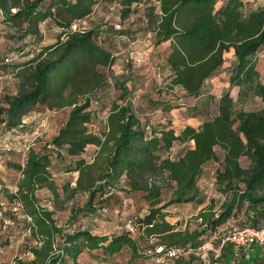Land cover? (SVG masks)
<instances>
[{
	"label": "trees",
	"instance_id": "16d2710c",
	"mask_svg": "<svg viewBox=\"0 0 264 264\" xmlns=\"http://www.w3.org/2000/svg\"><path fill=\"white\" fill-rule=\"evenodd\" d=\"M103 4L109 10L112 5L120 7L119 18L86 28L79 25ZM132 5H143L140 27L116 29V24L128 20ZM145 24L153 26L154 44L168 43L164 66L170 91L176 88L185 98L196 99L203 94L204 81L227 66L226 90L216 97L214 113L203 115L178 101L162 104L161 112L187 109L196 125H177L169 119L158 124V116L140 121L125 100L113 103L103 118L90 110V95L105 77L99 67L114 63L115 37L132 40L146 30ZM47 32L54 37L51 43L44 41ZM0 37L21 42L17 52L30 42L39 45L29 59L15 65L6 63L4 58L10 57L0 52V71L12 65L8 72L19 78L17 92L0 98V132L25 130L23 118L35 105L67 110L57 135L42 149L28 148L23 163L5 162L15 178L10 179L12 186L0 179V236L9 245L12 237L24 235L22 254L30 256H16L13 264H78L83 254L105 264L125 248L131 258L147 259L144 264H156L165 251L179 249L183 255L178 260L186 258L184 264H191L208 234L235 213L242 210L247 226L259 228L264 221V83L256 69V53L264 46V4L245 9L243 0H0ZM227 53L232 61L225 65ZM232 89H236L235 101L229 95ZM252 98L259 99L260 109H235L236 103ZM175 144L186 148L170 159ZM65 157L71 161L65 163ZM242 157L248 161L244 168L239 164ZM56 163L77 174L64 201L78 193L87 195L66 227L56 224L55 209L43 205L40 197L47 193L52 203H58L61 194L51 173ZM210 163L218 164L213 183L223 196L216 211L213 200L203 204L196 186ZM121 182L128 191L143 194L147 214L141 220H128L132 230L113 236L77 229V213L103 215L100 210L107 209L96 211V202H107ZM68 187L62 185V194ZM166 188L170 197L162 203L161 190ZM123 202L122 207H127L128 202L125 206ZM180 204L197 207L198 224L193 230H176L164 219L162 211ZM135 230L141 238L154 239L148 256L140 254L129 236ZM218 257L227 262L238 257L236 264H264V255L255 247L247 252L225 244Z\"/></svg>",
	"mask_w": 264,
	"mask_h": 264
},
{
	"label": "rangeland",
	"instance_id": "374dc122",
	"mask_svg": "<svg viewBox=\"0 0 264 264\" xmlns=\"http://www.w3.org/2000/svg\"><path fill=\"white\" fill-rule=\"evenodd\" d=\"M243 3L245 9H253L264 4V0H243ZM142 8L143 5H132L131 9L133 11L130 13L128 20L117 29L123 30L125 27H129L130 29L140 27L138 15L142 11ZM120 10V7H114V10L111 11L108 9L107 4L100 5V7L95 8L94 18L91 21L85 20L79 23V25L86 28L95 24L101 25L107 23L112 18H119ZM145 26L146 30H141L142 32L136 34L132 40H125V38H121L122 36L115 37L118 40H116L117 46H114L113 49L114 63L109 67H99V70L103 72L105 77L100 89L93 95H90L92 96L90 110L97 111L100 118L106 115L113 103L117 102L121 104L125 100L130 102L133 113L143 118L141 119L142 121L145 118H151L152 115L159 111V115H161L159 120L162 118L161 122H165L168 120V114H166L167 112H161L162 104L169 103L170 101L174 104L176 100L180 99L178 89L170 91L167 88L168 79L167 70L164 66V58L168 52V44L167 42L154 44L153 26L149 24H145ZM55 31V26H52L51 33ZM2 35L4 36V34ZM44 41L51 43L54 41V37L47 32ZM30 43L29 46L23 49V52H17L15 49H19L18 47H20L19 44L21 45V42L0 37V52L2 55L8 54L10 57V62L8 63L15 65L29 59L32 53L34 54L36 49L39 48L37 43ZM135 55L142 57L141 63L136 64L133 62V56ZM231 61L232 56L230 53H227L225 55V65H228ZM12 65H9L6 71H0V98L5 93L14 94L17 92L19 78L8 72L14 68ZM225 68L227 66L221 68L218 71L219 74L217 73V76H214L215 78L212 77L210 81L209 79L204 81L201 91L203 94L191 108H195L197 112L203 113V115L214 113L216 97L226 90L227 76L225 75ZM256 69L259 72L260 81L264 83V46L256 53ZM157 73L159 74L158 76H156ZM121 83H125V88H122ZM229 95L235 101L236 89L230 90ZM260 107L261 103L258 98L248 99L241 104H235L236 110L243 111H256ZM66 111V109L59 110L57 108L35 105L23 118L25 130L0 132V179L7 182L8 186H12L10 179L13 180L15 178V173L6 170L5 162L23 163L28 148L33 147L36 151L42 149L43 144L51 141L57 135L66 119ZM186 112L188 113L187 109H184L183 113H171L174 117L171 121L177 125L187 124L185 122L189 121L186 118ZM153 127H157V124H154ZM185 148L186 145L175 144L168 153V157L175 159ZM70 161V158L65 157V163H69ZM239 164L244 168L247 166L248 161L242 157L239 159ZM216 168H218L217 163H210L203 169L196 182L199 197H202L204 200L203 204H207L209 200H213L215 211L223 200V196L215 191L213 183L214 170ZM51 173L54 175V180L59 187L58 191L61 195L58 198V203H52L47 193H40L41 203L51 210L55 209L53 218L56 224L66 227L71 223L70 217L74 210L81 209L84 206L87 195L78 193L64 201L65 196L68 197L70 190L75 186L77 174L66 172L64 165L61 163H56L54 168L51 169ZM66 183L69 184L68 191L62 194L61 187ZM170 192L171 190L168 188L161 190L162 203L169 199ZM142 196L143 194L140 192L128 191L123 182H121L112 189L107 202H103V204L96 202L95 204L94 208L96 211L105 207L107 213H103V215L96 213L95 216L82 212L77 213L78 217L77 222L74 223L75 227L77 229H89L93 233L106 234L107 236L125 233V230H129L128 228L132 230L128 220H141L148 211V205ZM123 200L128 202V206L125 208L121 204ZM60 202H63L62 205ZM162 212L166 213L164 219L174 225L176 230H193L198 224V221L195 220L198 209L193 204L171 205ZM242 225L247 226L248 222L241 210L216 230L209 234L207 233V242L195 252V259L191 264H236V260L239 259L238 257H235V260H231L230 262H227L226 259H218L220 254L219 241L213 238V234L216 232L221 234L225 226L229 228ZM258 227H264V221H260ZM2 235H4V230ZM129 236L136 242L140 254L144 253L148 256L147 250L155 242L154 239L141 238L139 230L133 231ZM4 239V236H0V264H13V258L16 256L23 259L30 257L29 255L22 254V246L25 241L24 235L12 237L9 245L3 243ZM176 259L178 260L179 257ZM186 261L187 259L184 258L178 260V262H168L167 264H184ZM146 262L147 259L144 258H131L129 251L125 248L120 254L106 259L105 264H144Z\"/></svg>",
	"mask_w": 264,
	"mask_h": 264
},
{
	"label": "built area",
	"instance_id": "2783aa9c",
	"mask_svg": "<svg viewBox=\"0 0 264 264\" xmlns=\"http://www.w3.org/2000/svg\"><path fill=\"white\" fill-rule=\"evenodd\" d=\"M114 5L110 6L111 10H114ZM73 28H77L74 24ZM115 28H120V24H116ZM9 58H4L5 62H9ZM142 57L139 55L133 56V62L139 64L142 62ZM159 74L157 73L156 76ZM125 206V201L123 202ZM102 213H106L105 209L100 210ZM130 230V228H128ZM213 238L219 241V248L225 244H229L234 250L242 249L244 251H250L252 247H255L260 253L264 255V227L252 228L246 225L235 227H223L221 234L218 232L213 234ZM200 249V248H199ZM160 248L155 250L156 253H160ZM183 253L179 249H171L164 252L161 258H156V264H164L166 260H175L182 256Z\"/></svg>",
	"mask_w": 264,
	"mask_h": 264
},
{
	"label": "crops",
	"instance_id": "0c3cea01",
	"mask_svg": "<svg viewBox=\"0 0 264 264\" xmlns=\"http://www.w3.org/2000/svg\"><path fill=\"white\" fill-rule=\"evenodd\" d=\"M97 7H100V6H97ZM96 7V8H97ZM95 11V10H94ZM94 12L90 15V16H88L85 20H88V21H91L93 18H94ZM85 20H83L82 22H84ZM168 44V43H167ZM214 77V76H213ZM215 78V77H214ZM212 79V77L209 79V81ZM174 89H176V88H174ZM178 92L180 93V96H179V100H176V101H178V102H181V104L183 105H186V106H189L190 108L191 107H193L194 106V103L195 102H197L199 99L198 98H200V96L198 97V98H196V99H192V98H185L184 96H183V93L180 91V90H178ZM170 104H173V102L172 101H170L169 102ZM159 111L158 112H156L154 115H152V116H158V118H160V116L161 115H159ZM166 113V112H165ZM171 113H176L174 110H170V111H168L166 114H168V119H170V120H173V115H171ZM145 115V114H144ZM151 116V117H152ZM186 118H187V120L189 121V122H185V123H187V124H190V125H196V121L194 120V119H191V118H188V114L186 113ZM139 119H140V121H142L141 119H143V118H141L140 116H139ZM146 119H148V118H145V120ZM162 121V118L159 120V121H157V123L159 124V123H163V122H161ZM191 121V122H190ZM95 233V232H94ZM96 234V233H95ZM78 264H98L96 261H95V259H93V257L92 256H90V255H87V254H83L79 259H78Z\"/></svg>",
	"mask_w": 264,
	"mask_h": 264
}]
</instances>
